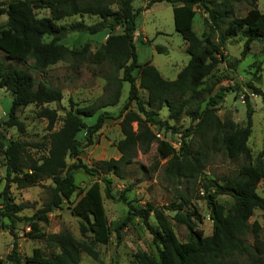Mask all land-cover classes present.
I'll use <instances>...</instances> for the list:
<instances>
[{
  "label": "trees",
  "instance_id": "1",
  "mask_svg": "<svg viewBox=\"0 0 264 264\" xmlns=\"http://www.w3.org/2000/svg\"><path fill=\"white\" fill-rule=\"evenodd\" d=\"M37 1L42 4L39 8L49 10V17H36V0L0 4V17H6L5 27L0 29V52L7 60L14 62H0V89H5L12 97L7 119L4 123L0 121V156L6 169V183L1 193V216L11 218L21 211V207L12 202L11 185L24 189L43 179H50V198L43 213H50L63 202L71 204V198L75 194L81 195L73 204L71 212L79 219V232L86 241L78 242L64 232L45 236L38 233L36 224L31 223V229L36 233L34 238L45 239L59 253L52 258H44L38 249H34L32 255L24 259L25 263L80 264L81 251L95 258L93 246L108 244L111 232L119 240L122 228L136 217L142 221L157 248L156 258L137 253V264H264V199L256 193L259 182L264 180V166L251 164L247 148L252 110L246 101L247 121L244 128H239L231 121L221 122L215 114L216 99L221 98L226 90L221 89L210 97L213 85L206 83L221 61H224L221 48L227 39L238 35L244 37V52L252 43L264 42V14L257 9V0H249L250 9L243 17L234 16V5L240 4L241 0H152L146 9L162 2L171 6L174 30L185 43L189 55L187 65L174 81L163 78L149 63L139 64L136 20L141 10H134L133 0ZM113 4H116L117 10L110 8ZM196 8L208 16L210 23L209 33L200 37L192 30ZM78 15L97 17L98 22L90 25L83 22L69 26L57 25V22L65 18ZM219 28H223L222 35L214 42L211 34ZM116 29H120V33H114ZM101 32L107 33L106 40L95 51H91L89 43L80 47H68L60 43L70 34L94 36ZM155 49L157 53L165 52L159 47ZM59 62L69 63L73 67L81 64L109 66L113 72L106 81L114 83L116 87L108 103L98 107L71 106L61 128L49 135L47 156L35 161L27 156L21 143L7 141L1 127H17L22 131L17 112L20 108L36 105L41 107L37 116L47 120L48 130L53 128L56 112L42 106L59 103L62 100L61 90L44 80L37 81L34 74L42 75ZM228 65L231 66L229 63ZM122 83L129 85L127 99L129 103H134L135 109L124 107L118 115L121 119L119 127L122 139L116 143L115 148L119 158L98 162L91 168L79 162L68 166L67 160H77L80 154V143L76 140V135L84 132L86 143L92 144L93 137L102 129L104 121L113 119V116L103 111L91 126H87L83 118H91L97 111L116 105ZM247 87L264 101L263 91L251 84H247ZM139 90L146 94V103L139 98ZM165 108L168 120H161L159 112ZM183 116L196 124L193 129L181 134L179 149L171 151L164 174L172 182H192L199 178L203 181L212 234L204 237L192 216L183 212L185 200L175 208H166L174 212L173 221L186 228L187 240L184 243L176 238L172 225L164 214L165 209L151 204L140 208L130 205L126 218L119 226L110 230L98 181L104 186V196L114 200L113 180L108 176L120 177L137 151L148 153L156 141L154 129L177 133L174 127H169L168 121L176 123ZM190 136L192 138L186 142L185 139ZM215 152H223L230 159L241 157L245 163L235 176L225 178L222 183L206 180L204 165ZM77 169H83L88 176L97 177V182L86 190H78L74 182V172ZM216 195L232 198L231 216L225 215L223 207L214 200ZM254 210L261 212L262 227L255 221L249 223ZM150 217H153L156 226L151 225ZM41 221L46 222V219L42 217ZM250 234L253 238L251 245L245 240ZM8 258L11 264H23L16 244Z\"/></svg>",
  "mask_w": 264,
  "mask_h": 264
},
{
  "label": "rangeland",
  "instance_id": "2",
  "mask_svg": "<svg viewBox=\"0 0 264 264\" xmlns=\"http://www.w3.org/2000/svg\"><path fill=\"white\" fill-rule=\"evenodd\" d=\"M19 0H0V4ZM152 0H133L134 10L139 9L136 20V50L139 64L150 63L154 66L163 78L174 81L183 67L189 61L186 52V45L181 37L175 32L173 25V14L171 6L165 2L153 4L150 8L146 6ZM40 1L35 2L34 14L37 18L49 17V10L39 8ZM257 9L264 14V0H257ZM112 10H117L116 4L110 6ZM250 9L249 0H241L240 4L234 5V16L243 17ZM83 22L87 25L98 22L97 17L88 15H78L65 18L59 22V26H69ZM6 17H0V29L4 28ZM210 23L208 16L196 8L192 21V30L197 37L209 33ZM223 28L216 29L211 34V39L217 42ZM114 33H120L116 29ZM107 33L101 32L90 36L85 34H70L60 43L68 47H80L89 43L91 51H95L99 45L106 40ZM48 41V39H47ZM142 42V43H141ZM244 37L238 35L235 38L227 39L221 48L223 60L207 79V84L213 85L210 97L221 89H225L223 96L216 99L215 114L221 122L231 121L239 128L246 126V101L252 110L251 134L247 142L251 164H261L264 166V101L252 93L247 87H253L264 92V42L256 41L244 52ZM156 47L165 50L164 53H157ZM0 62L14 64L7 60L0 52ZM228 63L231 65L229 66ZM19 67H21L19 65ZM112 69L109 66L97 67L94 65L81 64L77 67L66 62H59L50 67L44 74H34L37 81L44 80L51 86L61 90L62 100L59 103L46 104L42 107L55 110L56 122L51 130L47 129L46 119L39 118L37 113L40 108L36 105H29L20 108L17 112V119L22 124L23 130L17 127H1V132L6 136L7 141L19 142L24 146L27 156L35 161H40L47 156L49 149V135L58 131L62 126V121L66 113L73 108L86 106L98 107L108 103L116 85L109 83L106 78L112 76ZM136 75V74H135ZM121 72L118 73V78ZM129 85L122 83L120 98L116 105L106 107L97 111L91 118H83L87 126L95 123L96 117L101 112H109L113 119L104 121L102 129L93 137V143L87 144L85 133L76 135V140L80 143L79 156L76 159H68L67 165L80 163L88 168L94 167L101 161L117 160L119 154L115 148L116 143L122 139L120 132L119 114L124 107L129 110L135 109L134 103L128 102ZM139 98L146 103V94L139 90ZM205 99H208L205 97ZM12 97L5 89H0V121L5 122L11 106ZM161 120H168L166 108L159 112ZM169 127H174L177 133L172 130H161L154 132L156 141L146 154L137 151L134 157L127 163L120 177L109 175L113 180L112 194L114 200L107 199L102 190L101 196L105 217L110 230L119 226L126 218L128 207H144L151 204L154 207L165 209L164 214L169 219L174 234L179 242L187 240V230L184 226L173 221L174 212L167 210L173 206L182 205L183 212L192 216L197 229L201 230L204 237L212 234V221L209 218L210 211L205 199L203 181L200 178L196 181H169L164 174V168L171 157V151H178L181 134L193 129L195 124L187 117L183 116L178 122L168 121ZM135 128V125H133ZM192 137L186 138V142ZM245 160L241 157L237 159L228 158L223 152L213 153L204 165L203 174L206 180H216L222 183L227 177L237 174ZM5 163L0 156V264H11L9 255L14 244L17 245L18 253L24 259L32 255L34 249H38L44 258H52L59 253V250L47 244L45 239L34 238L36 233L32 231L30 224L34 223L38 227V233L45 236L68 233L78 242L86 241L79 232V219L75 217L71 208L81 197L74 195L71 204L63 202L58 208L50 213H43L45 204L50 198V179H43L37 184L18 189L13 184L10 187V196L14 205L20 206L21 211L11 218L1 216L2 197L1 193L5 186ZM74 182L78 190H86L97 177L88 176L83 169L74 172ZM256 193L264 199V180L257 186ZM214 200L220 204L225 215H232L233 200L229 196H214ZM44 217L46 222L41 221ZM257 222L262 227V217L259 210H254L249 223ZM150 223L156 226L153 217ZM89 236V235H88ZM248 244L253 243L252 235L245 238ZM95 258L88 256L85 252L80 253V264H137L135 255L145 253L156 258L157 248L152 240V236L146 230L142 221L133 217L120 231L119 240L111 232L110 241L106 245L96 244L93 246Z\"/></svg>",
  "mask_w": 264,
  "mask_h": 264
},
{
  "label": "crops",
  "instance_id": "3",
  "mask_svg": "<svg viewBox=\"0 0 264 264\" xmlns=\"http://www.w3.org/2000/svg\"><path fill=\"white\" fill-rule=\"evenodd\" d=\"M150 64V63H149Z\"/></svg>",
  "mask_w": 264,
  "mask_h": 264
}]
</instances>
